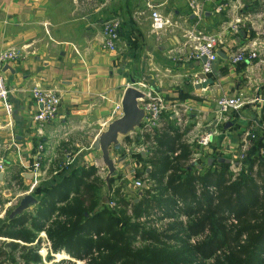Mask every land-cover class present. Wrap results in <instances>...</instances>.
<instances>
[{"label": "crops", "instance_id": "0c3cea01", "mask_svg": "<svg viewBox=\"0 0 264 264\" xmlns=\"http://www.w3.org/2000/svg\"><path fill=\"white\" fill-rule=\"evenodd\" d=\"M196 1L197 14L184 0H0V52L14 47L20 53L17 59L0 63L11 105L7 115L0 103V199L11 190L17 198L38 185H53L67 174L68 163L102 170L100 152L91 143L119 116L113 108L128 85L142 84L140 89L163 101L159 121L144 132L148 133L144 141L160 133H181L179 141L199 155L197 161H211L213 155L230 164L243 157L261 133L264 0ZM150 9L170 25L151 33ZM110 17L120 23L114 50L102 46L101 23ZM190 29L217 40V57L206 78L211 83L204 88L191 82L203 59H185L189 50L185 32ZM251 49L256 57L250 63L228 62L231 55ZM34 85L59 97L54 117L40 132L32 122L38 109L30 97ZM220 96H238L242 104L220 113L215 103ZM142 121L108 147L115 176L127 180L144 163L138 154L145 158L148 153L134 150L142 140L134 134ZM203 131L212 134L208 145L200 147L195 137ZM39 144L40 167L34 171ZM154 146L153 141L149 151Z\"/></svg>", "mask_w": 264, "mask_h": 264}, {"label": "trees", "instance_id": "16d2710c", "mask_svg": "<svg viewBox=\"0 0 264 264\" xmlns=\"http://www.w3.org/2000/svg\"><path fill=\"white\" fill-rule=\"evenodd\" d=\"M259 123L234 171L213 155L192 165L181 133L154 136L147 156L138 154L143 187L127 194L108 179L111 210L98 204L106 184L97 168L65 164V176L32 190L31 209L0 218V264H40L42 238L48 253L84 264H264V104ZM159 219L173 223L156 231Z\"/></svg>", "mask_w": 264, "mask_h": 264}, {"label": "built area", "instance_id": "2783aa9c", "mask_svg": "<svg viewBox=\"0 0 264 264\" xmlns=\"http://www.w3.org/2000/svg\"><path fill=\"white\" fill-rule=\"evenodd\" d=\"M192 13L199 12V4L196 0H184ZM149 31L151 33H158L163 31L167 26L170 25V21L161 15L157 10L150 9L149 15ZM238 22V21H236ZM119 28V20L116 17H110L105 19L101 23V37H102V46L107 50H114L115 42L117 39V32ZM232 29L236 30L235 25H232ZM185 39L189 47L188 52L185 54V59H201V62L198 72L194 73L191 79L193 84H201L204 82L211 71V63L216 59V44L217 40L212 35L201 31L199 29H190L185 32ZM20 56L19 50L14 47H9L0 52V63L17 59ZM256 57V53L253 49L248 51H240L228 58L230 64H235L241 61L251 62ZM142 84L135 85L143 93V97L138 100L141 101L139 107L143 110V121L139 128L138 133H134L141 140L140 143L135 145V152L149 153V145L153 144V140L144 141V135L148 133L153 127H155L159 121L160 111L164 109L163 101L160 96L156 93L150 91H145L142 88ZM30 97L35 104L38 105V109L32 115V122L36 126L38 132L41 131L44 123L50 121L59 105V97L49 89H43L37 85H34L30 88ZM145 99V100H142ZM0 103L2 104L4 111L9 115L11 111V105L8 100V90L6 88L3 78L0 76ZM142 103V104H141ZM218 111L224 113L228 109H235L239 107L242 102L238 96L224 97L220 96L215 101ZM120 113V106L116 104L113 108V112ZM219 118V117H217ZM210 131H203L195 137V142L200 147H205L209 143V138L211 136ZM134 135V136H135ZM42 146L37 145V153L35 155L34 163L32 165V170L36 171L40 167V151ZM125 150V148H124ZM127 151V150H125ZM258 156L264 160V145L259 147ZM175 154V153H174ZM198 154L192 152L190 163H195L198 158ZM240 155V159H241ZM233 167V166H232ZM1 169V165H0ZM236 170L235 168H232ZM135 176V173L130 175L127 180L133 188L139 189L145 185L147 181L145 178L141 179ZM108 207H112L113 203L109 201L106 203Z\"/></svg>", "mask_w": 264, "mask_h": 264}, {"label": "water", "instance_id": "95a60500", "mask_svg": "<svg viewBox=\"0 0 264 264\" xmlns=\"http://www.w3.org/2000/svg\"><path fill=\"white\" fill-rule=\"evenodd\" d=\"M203 59V58H202ZM211 83L208 78L197 87H206ZM143 97V93L134 87L128 85L124 88L119 102L120 114L110 121L105 129L101 131L92 141L91 148L100 152L101 162L106 170L104 182L115 176V168L108 155V147L116 145L118 140L127 136L135 127H137L143 118V110L138 106V100ZM219 161H221L219 159ZM210 158L208 159V163ZM35 203L34 197L30 194L22 196L18 204L10 211L9 217L16 215Z\"/></svg>", "mask_w": 264, "mask_h": 264}, {"label": "rangeland", "instance_id": "374dc122", "mask_svg": "<svg viewBox=\"0 0 264 264\" xmlns=\"http://www.w3.org/2000/svg\"><path fill=\"white\" fill-rule=\"evenodd\" d=\"M56 154H58V152H56ZM56 160L60 161V159H58V158ZM236 160L237 159H232V161L229 164V169H231L232 171H234L232 168H235L236 166H238L237 162L235 163ZM105 173H106L105 168H102V170L97 169L95 172V175L101 179H104ZM125 180H126L125 178H123L121 175H119L117 173V175L112 179L111 187L115 186V185H123L124 184V187H122V188H124L125 193L132 194L136 190V188L132 187L129 180L128 181L126 180L127 182ZM108 189H109L108 185L106 184V185H103L101 187L100 192H99L100 193V199L98 201V204L103 205L105 207L107 206L106 203H108L109 201H111V202L115 201L113 196H110V191ZM15 194H16V192L11 190L8 195L5 194L2 196V199H0L1 202H2V200H3V202H5L3 205L0 202L1 203L0 204V218H4L6 216V214L9 213L18 204L19 199L22 196H24L23 194H20L17 198H15ZM108 208L110 210L113 209V205H112V207H108ZM27 209L28 210L31 209V206H28ZM170 223H173L170 221V219H159V220L153 221L154 225H152V227L156 231H161V230L165 229L166 226ZM41 237H43V236H41ZM37 253L41 257V263L40 264H84L83 260H77L74 257H72L68 254H65L62 251L57 252V253H48L47 244L43 240V238H42V242L40 244L39 249H37ZM48 255L51 256V259H47ZM58 255H60V256H58ZM5 264H9V263H5Z\"/></svg>", "mask_w": 264, "mask_h": 264}]
</instances>
